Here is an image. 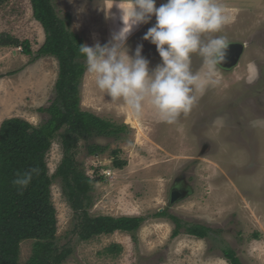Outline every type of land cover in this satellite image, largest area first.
Listing matches in <instances>:
<instances>
[{
    "label": "rangeland",
    "instance_id": "obj_1",
    "mask_svg": "<svg viewBox=\"0 0 264 264\" xmlns=\"http://www.w3.org/2000/svg\"><path fill=\"white\" fill-rule=\"evenodd\" d=\"M0 1V124L19 117L37 125L46 117L38 108L55 95L58 63L37 53L45 33L32 15L30 0ZM52 1L60 17L71 15V30L88 46L107 43L123 26L122 12L110 14L117 0ZM164 2L156 0V6ZM216 2L223 6L227 22L201 38L243 42L244 52L234 68L216 67L212 79L217 83L207 84L202 93L194 90L197 99L191 110L175 122H162L147 100L135 113L123 99L101 91L94 74L85 70L81 109L127 126L118 138L77 143V166L94 182L88 213L146 219L135 232L81 240L75 229L78 216L60 181L54 180V241L58 251L66 253L59 264H229L222 254L225 247L234 249L242 264H264V0ZM154 23L153 16L134 26L126 40L129 55L143 45L141 54L150 71L161 62L155 45L143 39ZM25 40L30 54L21 49ZM190 67L202 78L208 71L198 53L191 54ZM131 114L139 127L126 122ZM90 144L105 150L89 154ZM62 156L58 134L46 154L49 175ZM175 184H183L186 194L172 203L169 191ZM163 210L184 226L203 224L213 231L205 238L185 233L172 237L173 222L155 216ZM33 242H20L18 264H28Z\"/></svg>",
    "mask_w": 264,
    "mask_h": 264
},
{
    "label": "trees",
    "instance_id": "obj_2",
    "mask_svg": "<svg viewBox=\"0 0 264 264\" xmlns=\"http://www.w3.org/2000/svg\"><path fill=\"white\" fill-rule=\"evenodd\" d=\"M30 4L34 19L45 33L44 43L37 53L53 56L58 63V74L54 97L47 106L38 108L46 114L41 122L33 125L23 118L10 117L0 124V264H18L20 242L25 239H34L28 264H59L65 258L66 253L58 251L54 241L57 219L50 188L54 180L60 181L63 194L78 216L75 229L81 240L114 231L135 232L146 219L143 216L89 215L94 182L77 166V143L100 136L118 138L127 132V126L81 109L80 85L86 64L79 47L85 43L71 30V15L66 12L60 17L52 0H30ZM21 45L23 52L30 54L29 41H22ZM58 134L63 156L55 172L49 175L46 154ZM87 148L89 154L105 150L99 144H90ZM30 168H38L39 174L33 175L21 194L12 180L17 172ZM155 216L168 217L173 222L172 237L185 233L205 238L213 231L203 224L184 226L176 216L164 210L156 212ZM222 254L229 264H242L234 249L225 247Z\"/></svg>",
    "mask_w": 264,
    "mask_h": 264
},
{
    "label": "clouds",
    "instance_id": "obj_3",
    "mask_svg": "<svg viewBox=\"0 0 264 264\" xmlns=\"http://www.w3.org/2000/svg\"><path fill=\"white\" fill-rule=\"evenodd\" d=\"M123 4L124 7H120ZM122 10L123 26L101 45L81 44L79 52L85 57L86 69L94 74L96 86L113 99H123L135 113L142 111L147 100L156 116L173 123L187 114L196 101L194 90L203 92L216 67L225 59L229 41L216 36L206 41L203 33L218 32L227 22L222 5L216 0H165L159 7L156 0H117ZM155 23L143 39L154 44L161 62L151 71L149 61L137 45L128 54L126 40L134 26ZM198 53L208 71L202 78L190 67V56ZM38 168L17 172L12 184L21 192L31 183Z\"/></svg>",
    "mask_w": 264,
    "mask_h": 264
},
{
    "label": "water",
    "instance_id": "obj_4",
    "mask_svg": "<svg viewBox=\"0 0 264 264\" xmlns=\"http://www.w3.org/2000/svg\"><path fill=\"white\" fill-rule=\"evenodd\" d=\"M244 49L245 44L243 42H230L226 49L225 59L219 64V66L223 69H231L237 66ZM170 201L173 203L175 202V199L172 198Z\"/></svg>",
    "mask_w": 264,
    "mask_h": 264
},
{
    "label": "flooded vegetation",
    "instance_id": "obj_5",
    "mask_svg": "<svg viewBox=\"0 0 264 264\" xmlns=\"http://www.w3.org/2000/svg\"><path fill=\"white\" fill-rule=\"evenodd\" d=\"M185 187L183 186V184H179V185H176L171 187L170 188V199L174 198L175 200L178 199V198H183L186 194L185 192Z\"/></svg>",
    "mask_w": 264,
    "mask_h": 264
},
{
    "label": "bare ground",
    "instance_id": "obj_6",
    "mask_svg": "<svg viewBox=\"0 0 264 264\" xmlns=\"http://www.w3.org/2000/svg\"><path fill=\"white\" fill-rule=\"evenodd\" d=\"M91 44H93V42ZM126 122H128L129 124H131L133 127H139V124L137 122V119L132 114H131V116H128ZM139 131H141L140 128H139Z\"/></svg>",
    "mask_w": 264,
    "mask_h": 264
},
{
    "label": "crops",
    "instance_id": "obj_7",
    "mask_svg": "<svg viewBox=\"0 0 264 264\" xmlns=\"http://www.w3.org/2000/svg\"><path fill=\"white\" fill-rule=\"evenodd\" d=\"M122 5H123V4H121L120 7H121ZM110 11H111L110 14H113V13H116V12H118V13L122 12V10L120 11V10H119V7H117V6H116L115 8H113L112 10H110ZM112 12H113V13H112Z\"/></svg>",
    "mask_w": 264,
    "mask_h": 264
}]
</instances>
